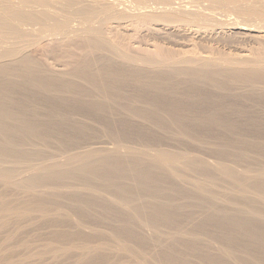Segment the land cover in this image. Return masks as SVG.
<instances>
[{"label": "bare ground", "instance_id": "6f19581e", "mask_svg": "<svg viewBox=\"0 0 264 264\" xmlns=\"http://www.w3.org/2000/svg\"><path fill=\"white\" fill-rule=\"evenodd\" d=\"M127 2L0 0V264H264V0Z\"/></svg>", "mask_w": 264, "mask_h": 264}, {"label": "rangeland", "instance_id": "374dc122", "mask_svg": "<svg viewBox=\"0 0 264 264\" xmlns=\"http://www.w3.org/2000/svg\"><path fill=\"white\" fill-rule=\"evenodd\" d=\"M120 1H124V2H126V3L128 4L127 0H120ZM121 6H122V5H121ZM217 7L219 8V9H218L219 11L222 10V11H225V12H227V13H233V11H232V9H231L230 7L223 8V9H222L221 7H219V6H217ZM233 14H234V13H233ZM231 16H232V15H229V17H231ZM233 16H236V14L233 15ZM233 16H232V17H233ZM223 18L225 19L226 17H223ZM141 36H142V35H141ZM145 36H146V35H143V36H142V40H143V41H141V39H140V37H139L140 41L143 42V43H147V42H149V41H150V42H149L150 44H151V42H152V43H153V42H157V43L159 42V43H161L162 45H164V46H166V47H168V46L170 45V46L173 47V48L176 47V45H175V44L177 43L176 41L179 40V37L176 36V35H172V36L169 35L170 37H172V39L174 38V39H173L174 41H173V40H169V36L162 37V36H164V35H160L161 37H159L158 35H156V36H158L157 38H155V36H153V35H152V37H151V35H147L148 37H145ZM173 36H174V37H173ZM175 36L178 37V39H177ZM143 37H144V38H147L149 41H148L147 39H144ZM166 37H167V38H166ZM149 38H151V40H150ZM154 38H155V39H154ZM162 38H163V39H162ZM164 38H166V39H164ZM153 39H154V40H153ZM157 39H158V40H157ZM160 39H161V40H160ZM170 39H171V38H170ZM144 40H145V41L147 40V41L145 42ZM166 40H168V41H166ZM175 40H176V41H175ZM171 42H172L173 44H172ZM174 42H176V43L174 44ZM165 44H166V45H165ZM177 44H178V43H177ZM170 46H169V47H170ZM60 67H62V66H60ZM58 68H59V67H58ZM63 68H67V69H68V67H63ZM59 70H62V69L60 68ZM64 70H65V69H64ZM110 142H111V141H110ZM109 144H110V143H109ZM110 145H111V144H110ZM110 145H109V146H110ZM111 146H112V145H111ZM205 156H206V155H205ZM208 156H209V155H208ZM208 156H206V157H208ZM211 157H212V156H210L209 158H211ZM209 158H208V159H209ZM213 159H214V158L212 157V158L209 159V160H213ZM37 222H38V221H35V223H34V222L32 223V225L34 224L33 226H34V227L36 226V228H32V226L30 227V225H29L28 223H25V224L27 225L26 227H27L29 230L31 229V230L33 231V229H34V230H35V231H33L34 233H36V232L39 233L38 235H40L41 233H42V234L46 233V228H45V226H43L44 224H43L42 222H40V223H39V222L37 223ZM69 222H70V221H68L67 223H69ZM102 223H103V222H97L96 225H98V226L93 225V224H90V225H88V227H89V229L91 228V229H93V230H97V231H100V232H103V233H106V234H107V233L110 231V228H109L110 223H109V225L107 224V222H106V224H104V225H103ZM36 224H37V225H36ZM40 224H41V225H40ZM105 225H106V226H105ZM107 225H108V226H107ZM37 226H38V227H37ZM39 226H40V229L45 228V230H42V231L39 230ZM37 228H38V230L36 231ZM66 229H68V228H66ZM49 230H50V233H51V228H50V227H49ZM63 230H64V229H63ZM68 230L71 231V232H79L74 226L71 227V228L68 229ZM39 231H40V232H39ZM43 231H44V232H43ZM34 233H33V234H34ZM37 233H36V234H37ZM79 233H80V232H79ZM146 233H147V232H146ZM36 234H35V235H36ZM36 236H37V235H36ZM108 238H109V237H105V238L101 239L100 241H101V242L104 241V242H107V243H112L111 240H108ZM71 240H72V241H71L72 244H78V243H80V242L82 241V239H80V238H77V239H71ZM66 241H67V240H66ZM68 241H70V240H68ZM68 241H67V242H68ZM68 243H70V242H68Z\"/></svg>", "mask_w": 264, "mask_h": 264}]
</instances>
